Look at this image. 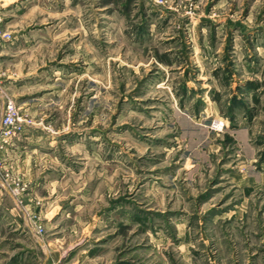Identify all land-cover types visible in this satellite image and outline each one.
Segmentation results:
<instances>
[{"label": "rangeland", "instance_id": "1", "mask_svg": "<svg viewBox=\"0 0 264 264\" xmlns=\"http://www.w3.org/2000/svg\"><path fill=\"white\" fill-rule=\"evenodd\" d=\"M0 27L27 123L0 264H264V0H0Z\"/></svg>", "mask_w": 264, "mask_h": 264}, {"label": "built area", "instance_id": "2", "mask_svg": "<svg viewBox=\"0 0 264 264\" xmlns=\"http://www.w3.org/2000/svg\"><path fill=\"white\" fill-rule=\"evenodd\" d=\"M0 35H7L0 27ZM2 75L0 72V90H1ZM24 122L19 108L16 103L8 99L4 104V109L0 121V149L4 148L12 142V139L22 133L25 128Z\"/></svg>", "mask_w": 264, "mask_h": 264}, {"label": "crops", "instance_id": "3", "mask_svg": "<svg viewBox=\"0 0 264 264\" xmlns=\"http://www.w3.org/2000/svg\"><path fill=\"white\" fill-rule=\"evenodd\" d=\"M37 245L40 247L41 246V243L39 241H37Z\"/></svg>", "mask_w": 264, "mask_h": 264}]
</instances>
